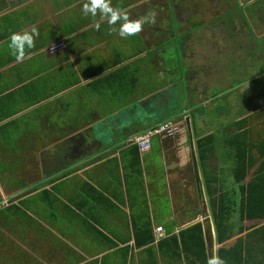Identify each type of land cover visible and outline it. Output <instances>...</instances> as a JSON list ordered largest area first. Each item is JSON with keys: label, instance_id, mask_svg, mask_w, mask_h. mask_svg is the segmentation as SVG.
Returning a JSON list of instances; mask_svg holds the SVG:
<instances>
[{"label": "crops", "instance_id": "1", "mask_svg": "<svg viewBox=\"0 0 264 264\" xmlns=\"http://www.w3.org/2000/svg\"><path fill=\"white\" fill-rule=\"evenodd\" d=\"M85 2L0 0L1 179L8 181L13 176L10 172L1 173L10 160L16 161L17 172L21 170L19 184L0 188V264H191L185 253L177 255L179 249L173 247L174 242H159L196 223L203 226L210 258L217 256L221 245L211 208L205 209L206 200H210L196 141L216 134L221 145L225 135L233 136L236 129L230 125L228 133L217 130L216 116L222 113L218 107L209 117L201 115L195 104L211 103L209 87L218 82L227 87L234 78L239 80L240 88L245 86L241 89H250L257 81L262 88L263 63L260 71L254 67L250 70L247 62L244 68L238 65L243 69L241 73L235 65L229 72L225 64H218L215 59L208 61L206 48L186 56L193 43L183 44V39L199 40L204 26L213 22L210 28L215 30L223 8H229L234 1L110 0L129 20L155 17L154 23H144L138 33L126 38L113 31L118 30L120 21L110 27L99 15H83ZM239 2L246 6L248 20L255 22L250 28L255 33L253 37H263L264 0ZM158 8L166 14L162 22L175 25L176 21L179 27L185 26L182 30L187 35L180 47L182 67L192 74L187 82L194 77L197 86L190 87L189 82L185 85L187 102L177 108L172 106L174 101L168 105L162 99L165 111L155 115L154 109H148L149 103L172 85L158 76L162 65L159 53L163 52L159 44L175 36L172 32L159 41V33L165 29L159 31L157 27ZM168 14H172L171 18ZM238 15L236 21H243ZM204 20L208 24H201ZM32 26L37 27L39 37L34 38L31 49L25 47L24 59L17 61L8 48L10 34ZM197 26H201L200 31H194ZM175 30L179 35V30ZM210 31L207 29L203 38L217 43L219 35ZM58 42H64V47L50 52L48 48ZM226 48L222 43L211 47L218 56ZM240 49L246 54L243 45ZM209 79L210 86L206 88ZM178 83L174 95L183 101L184 82L182 88ZM126 103H131L134 110L127 112L128 107L117 117ZM253 113L244 110L234 122L248 118L245 129L249 140L264 139V127L255 128ZM167 120L181 121V130L171 138L155 136L150 149L139 150L141 165L136 169L130 166V160L122 155L127 151V138ZM208 121L210 129L203 131ZM254 153L257 160L262 159L256 150ZM226 156L222 151L214 153L208 173L224 183L230 196L238 195V186L233 187L236 176L232 158L228 160ZM30 160L37 161L38 166L30 169L32 164H25ZM261 162L252 167L247 182L255 176ZM43 176L47 178L42 179ZM37 198L38 202L32 203ZM66 224L75 233L70 238L65 233ZM144 225L151 228L154 240L137 245L144 241L141 230L147 234ZM261 225L264 220H245L244 231L235 234L226 246H233ZM137 226L140 232L135 236ZM159 226L166 236L156 242L155 229Z\"/></svg>", "mask_w": 264, "mask_h": 264}, {"label": "trees", "instance_id": "2", "mask_svg": "<svg viewBox=\"0 0 264 264\" xmlns=\"http://www.w3.org/2000/svg\"><path fill=\"white\" fill-rule=\"evenodd\" d=\"M247 124L248 118L234 122L232 128L236 130L233 136L225 137L221 145L217 141L216 134H210L196 141L197 155L203 169L205 190L210 200L217 241L221 245L217 256L224 261V264H264V225L248 232L245 238H239L233 246H226L235 234L244 231L246 227L242 225L245 220H264V139L257 137V140L250 141L249 131L245 129ZM125 149L127 151L122 155L126 156L130 160V166L133 165L136 169L141 165L139 148L133 145ZM254 150L263 160L256 159ZM221 151L227 155L228 160L232 158V162L235 161L233 175L236 178L233 181V187L238 186V195L230 196L228 189L224 190V183L216 181L213 174L208 173L211 157L214 153ZM259 160L263 162L256 170L255 176L247 182V175ZM144 226L142 227L146 229L147 234H143V229L141 230L144 241L138 242L137 245L148 244L154 240L151 228L148 225ZM135 231L137 236L140 232L138 226ZM168 241L174 242L173 247L179 249V253H175L178 256L185 253L191 264H208L210 255L201 223L180 230L178 235L163 239L159 245L166 244Z\"/></svg>", "mask_w": 264, "mask_h": 264}, {"label": "rangeland", "instance_id": "3", "mask_svg": "<svg viewBox=\"0 0 264 264\" xmlns=\"http://www.w3.org/2000/svg\"><path fill=\"white\" fill-rule=\"evenodd\" d=\"M161 1V0H159ZM164 1V0H163ZM234 4L229 6V8L226 6L223 8V16H221L219 19H217V24L218 26H220L219 32H221L223 34V36L226 37V40L224 42H226L227 45V50L228 52L226 53L225 51L222 52V54L220 56L215 55L214 51L211 49V47H213V44H207L205 43V39L203 38V33L205 32V30H207V28L211 27L214 25L215 22L212 23V25L210 26H204L205 29L202 31V35L201 37H198L199 40H190L189 37L184 38V36H186L187 34H183V28H185V26L181 25L180 27L178 26V23L176 21H173L175 23V25H170L169 22H162L164 18H166V14H162L159 10V17H158V22H157V27L159 26V31H162L161 28L165 29L163 32L164 33H159V41H161L162 39H166L169 37V35H172L171 33L174 32L175 36L174 37H170L168 38L167 41L162 42L161 44H159L160 50H162L163 52L159 53V62L162 63L161 66H159V73L158 76L159 78L163 79L168 85L172 84L170 86L169 90H165L164 92L160 93L161 95H158V97L156 98V100H154L153 102L149 103L148 109H154L155 111V115L158 113V111H165L164 105L162 104V99L165 98L166 102L168 105L171 104V100L174 101L172 106L177 108L179 106L180 103L187 102L188 97L185 95V85L189 82L190 83V87H194L196 89L195 84L194 83V77L192 79H189L187 82V79L190 78L189 72L187 71L188 69H185L182 67V53L180 52L181 50V44L180 41L186 40V42H183V44L188 43L192 44L190 48H189V52H187L185 55L187 56L188 54L192 55L194 52H196V54L200 53L202 50H204L203 48H206V50H204V53L206 55L208 59V61L215 59L216 63L218 64H225L226 69L229 70V72H233V68L234 65H236V60H233V57L235 55V50H237L238 48H240V46L243 45V48L246 49V54H242L241 53V58H240V66L244 68V66L247 64L248 62V66L251 68L250 70H252V67H254L255 69L260 71V64H262V69L264 72V36L261 38H257V37H253V35L255 33H252L251 29L253 24L255 22H252L250 20H248L247 15H246V6H244L243 4H240L239 0H233ZM160 3V2H159ZM170 3V1H168V4ZM257 3H260V1H258ZM231 9L229 13H225L226 10ZM217 14L220 13L219 10H216ZM239 14V15H238ZM239 16L240 18L243 19V21H236V16ZM168 16L171 18L172 14H168ZM204 20L203 22H201V24L206 23L208 24V21ZM245 23V24H244ZM245 25L247 26V30H243L245 28ZM179 30V35H177L176 30ZM200 31L198 28L194 27V31ZM261 30V29H259ZM249 32L251 34L248 35L247 32ZM257 33H260V31H256ZM193 33V32H192ZM191 33V34H192ZM232 33L231 35V41H229V39H227V34ZM235 34V36H234ZM183 35V36H180ZM234 40L237 41V46L235 48V44H234ZM250 40L253 43V45H250ZM203 45H205L206 47H204ZM215 46V45H214ZM253 46V47H251ZM248 49H250V51H248ZM251 50L253 51V54L251 52ZM241 51V49H240ZM210 55H213V58H211ZM215 55V56H214ZM231 57L230 59H228V57ZM84 58H87V56H84ZM228 59V60H226ZM249 60V61H248ZM89 62H87L85 64L88 65ZM161 69L163 70H167V71H161ZM243 70V69H242ZM249 70V71H250ZM85 71V70H84ZM223 71V70H222ZM200 78V76H199ZM182 80L184 82V95H183V101H180L178 99L175 98V91L177 89V83L179 84L180 88L183 87V83ZM181 81V82H180ZM201 81V79H200ZM199 81V82H200ZM239 80H237V78H234L233 80L228 81V85L227 87L225 86H220L219 82L214 85L209 87V95L208 98L209 99H213L211 101V103L209 102H205V105H201V104H195L197 105V111L204 116H209L211 117V115L214 113L213 110L217 109L218 107V112H222L219 113L216 116V129L217 130H224V133H227V131H229V126L234 124V120L235 117L240 115V113L244 110H248L250 112H254V117H253V124L256 127H260L259 125H263L264 127V90H262L263 85H264V80H263V84H262V88L260 85V82L257 81V85L256 86H252L250 87V89H241V88H245V86L240 88L239 85ZM161 86V85H160ZM239 88V89H238ZM81 90H84V88H81ZM232 98V99H231ZM237 104V106H235V104ZM113 104V103H112ZM210 104V106H209ZM131 103H126L124 108L120 109L119 114L117 115V117H119L123 110L130 107ZM189 105L191 106V104L189 103ZM127 112L133 111L134 108L130 107L129 109H127ZM136 110V109H135ZM137 111V110H136ZM52 114V112H50ZM143 113H145L143 111ZM52 120V118H50ZM182 120V119H179ZM207 121V120H206ZM212 123V122H211ZM205 126L203 131H206L210 128H207L210 125L209 121L205 122ZM187 126H185L186 128ZM201 134H203L202 131H199ZM197 134V132H196ZM228 135H225V137H227ZM126 147H130V146H126ZM138 147V146H137ZM139 148V147H138ZM140 150V149H139ZM226 152V151H225ZM62 158H65L64 155L62 156ZM67 159V157H66ZM235 164V161H233ZM26 165H30V169L32 167L38 166L37 161L35 160H30L28 162L25 163ZM60 165H63V162H59ZM16 166V161L12 162V160L8 161L7 164L3 165L4 171H2L1 173L4 172H10L13 174L9 176V180L5 181L2 180V176L0 174V188H4V186L6 184H10L15 186V183L19 184L20 182V175H18L19 173H21V170L17 172V170L15 169ZM59 166V165H58ZM50 167V166H49ZM42 168V166H41ZM43 172L45 173L46 170L44 169L43 166ZM48 172V171H47ZM46 176H43L42 179H46ZM38 202V198L34 199L32 201V203H36ZM207 204H206V208H211L210 203L206 200ZM208 205V206H207ZM170 210V209H169ZM65 233L67 234L68 238H70L71 236H73L75 233L71 232L68 228V224H66L65 226ZM18 264H22L21 261H19Z\"/></svg>", "mask_w": 264, "mask_h": 264}, {"label": "clouds", "instance_id": "4", "mask_svg": "<svg viewBox=\"0 0 264 264\" xmlns=\"http://www.w3.org/2000/svg\"><path fill=\"white\" fill-rule=\"evenodd\" d=\"M83 15L91 16L93 18L99 15L100 20L106 21L111 27L120 21L118 35L121 38L133 36L138 33L144 23H154V15L149 18L139 20H129L128 15L111 5L110 0H86L81 9ZM99 30V23L95 25ZM39 37V31L36 26H32L30 30L22 32H13L10 34L8 48L10 53L15 56L17 61L24 59V49L27 47L31 49L34 46V38ZM208 264H224V261L218 256H213L208 260Z\"/></svg>", "mask_w": 264, "mask_h": 264}, {"label": "built area", "instance_id": "5", "mask_svg": "<svg viewBox=\"0 0 264 264\" xmlns=\"http://www.w3.org/2000/svg\"><path fill=\"white\" fill-rule=\"evenodd\" d=\"M65 45L64 42H58L51 45L48 50L50 52H56L57 50L63 48ZM183 123L181 121L176 120H167L160 124L150 127L146 131L142 133H137L131 135L127 140L124 142V146H138L141 151H145L150 149L152 145V139L155 136H164L167 138L174 137L180 130L181 125ZM166 234L164 229L159 226L155 229V241H160Z\"/></svg>", "mask_w": 264, "mask_h": 264}, {"label": "flooded vegetation", "instance_id": "6", "mask_svg": "<svg viewBox=\"0 0 264 264\" xmlns=\"http://www.w3.org/2000/svg\"><path fill=\"white\" fill-rule=\"evenodd\" d=\"M200 27H201V26H197L196 28L199 29ZM207 29L210 31L211 28L209 27V28H207ZM219 29H220V26H218V24L215 26V30L211 29V31H212L213 33L219 35V38L216 39L217 43H216V42H213V43H214L213 45H215V46L217 47V44H218V43H222V44L225 45L226 47L229 46V45L226 44V42H224V41L226 40V37L223 36V34H222L221 32H219ZM211 31H210V32H211ZM206 32H207V30H205L204 33H206ZM204 35H206V34H204ZM231 35H232V33H229V34L226 35V36H227V39H229V41H231V38H230ZM234 36H235V34H234ZM205 43H207V44H211L212 42H209V41L207 40V38H206ZM180 44H181V41H180ZM234 44H235V48H236V46H237V41H236V40H234ZM262 47H264V46H262ZM225 51H228L227 48L225 49ZM234 52H235V55H234V57H233V60H236V65H235V66H237L238 69H239L237 72H238V73H241V72H242V69L238 66V65H239V62L241 61V60H240V58H241V51H240V48H238V49L235 50ZM217 72H220V71L217 70ZM214 74H215V73H214ZM215 75H216V74H215ZM208 81L210 82V79H209V80H206V85L204 86V87H206V88H208L207 85L210 86V84H209ZM262 90H264V85H263ZM263 103H264V102H263Z\"/></svg>", "mask_w": 264, "mask_h": 264}, {"label": "water", "instance_id": "7", "mask_svg": "<svg viewBox=\"0 0 264 264\" xmlns=\"http://www.w3.org/2000/svg\"><path fill=\"white\" fill-rule=\"evenodd\" d=\"M194 164H195V168H196L197 179L200 180V175H199V171H198V164H197V159H196L195 155H194Z\"/></svg>", "mask_w": 264, "mask_h": 264}]
</instances>
